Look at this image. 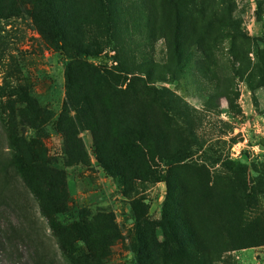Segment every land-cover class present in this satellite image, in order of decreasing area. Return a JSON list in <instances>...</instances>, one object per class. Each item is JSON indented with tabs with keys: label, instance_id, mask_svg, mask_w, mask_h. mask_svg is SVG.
<instances>
[{
	"label": "rangeland",
	"instance_id": "rangeland-1",
	"mask_svg": "<svg viewBox=\"0 0 264 264\" xmlns=\"http://www.w3.org/2000/svg\"><path fill=\"white\" fill-rule=\"evenodd\" d=\"M30 1L0 0V101H17L18 139L63 176L56 221L107 214L90 238L101 264H264V0H66L81 47L67 52L38 34ZM69 93L87 98L82 112L64 108ZM24 95L43 112L35 121ZM120 132L150 156L132 183ZM5 184L25 217L2 212L0 224L22 223L32 241L0 245V264H33L34 250L45 264L93 263L79 232L74 254L59 250L66 237L11 169Z\"/></svg>",
	"mask_w": 264,
	"mask_h": 264
},
{
	"label": "trees",
	"instance_id": "trees-1",
	"mask_svg": "<svg viewBox=\"0 0 264 264\" xmlns=\"http://www.w3.org/2000/svg\"><path fill=\"white\" fill-rule=\"evenodd\" d=\"M26 13L31 17L33 24L38 32V34L49 43L54 48H58L63 52L71 50H81V47L73 45V23L76 18V13L70 8H67L66 0H31L30 8ZM84 69L92 72L91 68L87 64L82 65ZM23 101L28 108L35 110L34 116H32L33 121H35L39 116H42L43 112L37 106L35 99L29 96H23ZM87 98L80 97L76 99L70 93L67 95V100L64 104V108L69 107L71 111L75 113L82 112L83 106L86 104ZM16 103H12L11 100L7 99L0 101V123L6 128L5 133L9 134L8 143L5 149L8 153L6 159L0 158V214L4 212V216L11 215V212L15 210L19 211L23 217H25V207L26 203L23 201V197L15 194V191L10 190L6 186L5 182L8 181L9 170L14 172V175L18 177L23 182V187L27 193H32L36 199L40 213L45 217L49 228L56 234H63L66 239H60L58 243L59 250L65 255H72L76 252L73 248L71 242V237L75 232H79L81 235V240L85 243L88 254V262L92 264H101L100 255L96 247H93L91 237L100 236L105 229L107 220L109 216L106 214L102 215L101 218L93 217L91 220H80L77 224L64 225L61 226L55 219V215L62 214L67 210V198L65 194V188L63 185V176L58 171H53L48 168L46 164L40 165L41 160L44 158L40 153L35 154L31 151V146L28 145L24 140H19L16 132V118L18 109L16 108ZM17 109V110H16ZM67 109V110H68ZM66 110V111H67ZM65 112V111H64ZM59 116V118H61ZM73 124V122H72ZM65 142H67L70 137L73 140L70 142L77 146L76 134L73 135L68 129L62 130ZM113 137L121 138L123 143V148L127 152L126 159L132 163L130 169V181L133 182L134 179H141L140 170L137 165L143 162L147 163L150 159L147 151H142V142L139 140L136 133L127 132L124 134L117 133ZM98 147L101 151L100 146ZM4 150V149H3ZM5 151V152H6ZM103 159V164L105 158ZM108 162V161H107ZM109 165V162L107 163ZM107 170L111 171L107 166ZM127 191L125 190V193ZM133 207L139 205L137 199L132 200ZM243 208V205H242ZM246 209V204L243 211ZM6 223L0 224V245L8 248H15L16 250L22 242L32 241L31 234L25 230V227L20 222H14L13 220H7ZM144 218L136 219L137 223H141ZM99 221L103 226L98 223V229L100 231H91L96 226V221ZM245 220V218H244ZM111 221V220H110ZM145 223V222H142ZM183 230L187 235H192L191 229L187 222L182 220ZM27 226V225H26ZM154 230L152 229L151 236H153ZM153 243V240H151ZM258 246V245H254ZM33 264H45L41 255L34 250Z\"/></svg>",
	"mask_w": 264,
	"mask_h": 264
}]
</instances>
